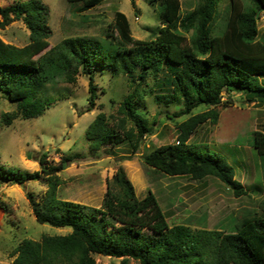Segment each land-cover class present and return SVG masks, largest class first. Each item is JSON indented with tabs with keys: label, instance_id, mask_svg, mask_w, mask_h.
Returning a JSON list of instances; mask_svg holds the SVG:
<instances>
[{
	"label": "trees",
	"instance_id": "trees-1",
	"mask_svg": "<svg viewBox=\"0 0 264 264\" xmlns=\"http://www.w3.org/2000/svg\"><path fill=\"white\" fill-rule=\"evenodd\" d=\"M67 1L80 3L77 9L83 12L105 0ZM147 1L158 7L161 23L152 39L131 35L126 14L119 10L120 20L100 37L70 36L50 49V8L43 0L0 5V29L22 21L30 30V41L24 46L0 37V96L15 105L2 114L3 122L11 125L18 118L41 117L56 102L46 92L50 85L74 81L81 66L91 77L96 71H109L112 76H125L131 91L113 116V125L105 112L89 124L85 135L93 150L126 144L133 154L138 152L159 122L158 117L150 121L139 108L153 95L158 105L178 108L165 117H189L177 124L178 143L141 155L145 163L171 176L199 181L217 177L236 193H244L237 167L209 140H191L201 125L218 122L220 106H230L231 98L224 99L225 94L240 92L249 100L264 102V34L259 38L264 0H230L225 13L219 7L222 0H196L187 11L181 0ZM191 30V36L183 34ZM91 81L89 101L94 105L99 93L93 77ZM199 107L206 109L193 113ZM252 141L263 158L264 131L254 130ZM48 156L41 154V169L33 172L0 162V186L50 181L44 199L28 195L37 220L72 229L64 235L44 234L41 240L23 239L15 249L16 264H96L98 254L120 258V264H130L132 259L140 264H264V208L232 232L171 224L156 193L148 190L143 198L137 196L122 166L108 180L101 206L60 199L56 173L74 159L63 154L53 165Z\"/></svg>",
	"mask_w": 264,
	"mask_h": 264
},
{
	"label": "rangeland",
	"instance_id": "rangeland-1",
	"mask_svg": "<svg viewBox=\"0 0 264 264\" xmlns=\"http://www.w3.org/2000/svg\"><path fill=\"white\" fill-rule=\"evenodd\" d=\"M16 1L0 0V5ZM43 1L50 8L48 49L70 36L100 37L109 25L120 20L116 16L119 10L126 14L131 35L137 39L154 38L161 24L158 7L151 6L147 0H105L83 12L77 9L80 3ZM181 1L183 11L196 4V0ZM229 1L220 3L222 13L227 12ZM259 29L260 38L264 34V12H260ZM29 34L30 30L22 21H14L0 29V37L17 46L28 44ZM183 34L191 36L192 30ZM84 70L81 66L75 72L74 81L63 79L50 85L46 92L54 96L56 102L39 118H18L6 125L2 114L14 110L15 105L0 96V162L33 172L41 169L38 159L42 153H48V162L53 165H57L65 154L74 160L56 173L57 196L95 207L102 205L108 180L122 166L137 196L143 198L148 190H152L171 224H190L193 229L232 232L243 219L264 208V157H259L252 141L254 130L264 131V102L249 100L240 92L225 94L224 99L231 98L230 106H220L218 122L201 125L199 134L191 140L197 143L209 140L213 148L220 150L228 162L237 167L236 177L244 188V193L239 194L217 177L199 181L187 175L171 176L157 172L145 163L141 155L161 145L178 143L177 124L189 117L175 120L165 117L167 111L172 115L178 108L158 105L153 95L147 96L139 108L149 115L150 121L158 117L159 122L154 125V133L144 138L138 152L133 154L126 144L93 150L85 135L89 124L98 113L105 112L113 125V116L117 115L121 101L131 88L125 76L96 71L92 75L93 85L98 86L99 94L92 105L89 101L92 77ZM205 109L199 107L193 113ZM49 182L41 179L0 186V264H16L15 249L25 238L41 240L44 234L71 232L69 227L56 228L37 220L28 195L33 193L38 200L44 199L51 185ZM95 259L96 264H120L121 261L101 254L95 255ZM130 264L140 263L132 259Z\"/></svg>",
	"mask_w": 264,
	"mask_h": 264
},
{
	"label": "water",
	"instance_id": "water-1",
	"mask_svg": "<svg viewBox=\"0 0 264 264\" xmlns=\"http://www.w3.org/2000/svg\"><path fill=\"white\" fill-rule=\"evenodd\" d=\"M257 17H258V15H257Z\"/></svg>",
	"mask_w": 264,
	"mask_h": 264
}]
</instances>
